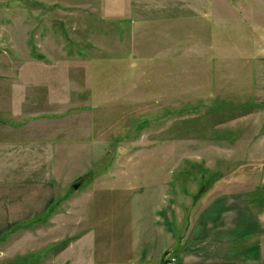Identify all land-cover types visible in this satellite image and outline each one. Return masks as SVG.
Returning <instances> with one entry per match:
<instances>
[{"label": "rangeland", "instance_id": "rangeland-1", "mask_svg": "<svg viewBox=\"0 0 264 264\" xmlns=\"http://www.w3.org/2000/svg\"><path fill=\"white\" fill-rule=\"evenodd\" d=\"M79 1L0 0V123L15 122L16 90L18 120L44 110V123L82 126L45 128L33 146L54 171L45 208L44 192L13 205V179L0 178V264H57L84 240L153 234L155 217L175 216L169 203L176 232L186 227L178 247L264 264V0H206L222 19L178 17L171 52L144 59L122 22Z\"/></svg>", "mask_w": 264, "mask_h": 264}, {"label": "crops", "instance_id": "crops-1", "mask_svg": "<svg viewBox=\"0 0 264 264\" xmlns=\"http://www.w3.org/2000/svg\"><path fill=\"white\" fill-rule=\"evenodd\" d=\"M92 1L94 3H91ZM189 1L195 4H189L190 7L187 6L188 0H134V2L133 0H90L88 3V11L89 13L91 11L98 12L102 16H113L116 17L115 20L119 24L122 22L123 25H121L123 26V30L125 29V36H128L129 39V48L134 54L140 56L138 57L139 59H144L151 57L154 51L157 52L160 50L159 52L168 54L171 52V49L175 46L178 30L176 22L178 17L182 19L181 23L184 22V25H186L188 21L186 16L193 15L198 9H204L202 12L204 13L205 11V13H208L210 18L215 15L216 21L222 19L220 17V13H222L220 9H217L218 13L216 14L214 10L210 11V9H206V0ZM78 5L82 6L81 0ZM180 6H184L186 14L178 16L177 13L181 9L179 8ZM228 9L234 12V9L231 10L229 6ZM84 14L87 13H78L80 16ZM157 27L159 28L157 29ZM149 30L153 31V33L148 34L147 31ZM144 36L151 40L149 50H145V44L142 43ZM99 42L104 44L103 41L99 40ZM95 44L99 45V43ZM134 63L135 61L130 64L128 63V66H131L129 67L130 70ZM126 72L127 75L124 76L128 79L129 71L126 70ZM77 90L79 91V89ZM12 98L14 105V117H12L15 122L14 124L9 122L0 123V178L10 177L13 179L4 184L8 185V190L14 191L16 200L12 201V203L13 205L17 204V207H21L20 202L22 200L19 199L20 192H32L37 195L40 193L43 194L44 192V202L43 196L40 198L42 204L40 208L43 209V206L45 208L52 200L51 181L54 176V171L51 172L49 166L45 164L43 166L40 152H38L37 148L34 149L33 146L37 147V142H43L41 139L48 137L47 135L49 133L47 130H44L45 128H50L51 131H57L61 126L62 128L74 124L77 127L82 126L79 123L70 125H66L65 123H44V119L49 118L48 115L47 118L44 117V110L38 111L35 115L23 114V117L18 120L16 90H14L13 95L10 92L6 94L8 103H12ZM73 110L74 112H77V110L80 112L82 110H88V108L79 107L73 108ZM77 117L78 119L80 118L79 115ZM91 118L92 116L89 114L88 119L90 121ZM11 133L13 134V138ZM21 142H32L30 145L32 146V150H27L25 148L27 145ZM27 162H29V168H26L28 166ZM33 174H35L37 179L35 181L31 179L32 181L28 182L27 178H31ZM10 203L8 207H12V203ZM168 205L173 209L172 213L175 216H170L171 211L167 209L161 218L159 215L155 217L157 227L153 234L137 233L129 235L125 239L122 238L123 235L121 237L113 236L109 238L111 241L108 246L104 243L102 247H97L94 243L92 244L91 241H88L87 244L89 243V246L84 247L86 241L84 240L83 234L80 233L81 235H78L82 236L84 241L77 248H62L59 250L56 259L57 264H163L166 253L175 257L174 264H223L227 262V259L223 256L224 254L221 253L213 255L208 253V251H200L193 247H178L180 240L185 237L183 236V232L186 227L180 231V234L176 232L177 227L175 225L181 217H177L176 215L177 205L175 203H169ZM122 239L125 240L123 244L120 242ZM210 256L216 257L211 258Z\"/></svg>", "mask_w": 264, "mask_h": 264}, {"label": "built area", "instance_id": "built-area-1", "mask_svg": "<svg viewBox=\"0 0 264 264\" xmlns=\"http://www.w3.org/2000/svg\"><path fill=\"white\" fill-rule=\"evenodd\" d=\"M175 257L171 254L166 253L163 264H174Z\"/></svg>", "mask_w": 264, "mask_h": 264}, {"label": "water", "instance_id": "water-1", "mask_svg": "<svg viewBox=\"0 0 264 264\" xmlns=\"http://www.w3.org/2000/svg\"><path fill=\"white\" fill-rule=\"evenodd\" d=\"M79 181H75L72 183V187H76L78 185Z\"/></svg>", "mask_w": 264, "mask_h": 264}, {"label": "trees", "instance_id": "trees-1", "mask_svg": "<svg viewBox=\"0 0 264 264\" xmlns=\"http://www.w3.org/2000/svg\"><path fill=\"white\" fill-rule=\"evenodd\" d=\"M78 179V178H77Z\"/></svg>", "mask_w": 264, "mask_h": 264}]
</instances>
